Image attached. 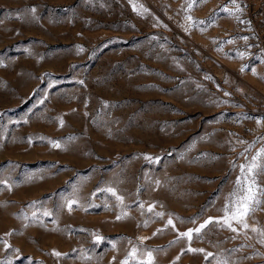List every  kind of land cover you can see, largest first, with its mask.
<instances>
[{
    "label": "rangeland",
    "instance_id": "rangeland-1",
    "mask_svg": "<svg viewBox=\"0 0 264 264\" xmlns=\"http://www.w3.org/2000/svg\"><path fill=\"white\" fill-rule=\"evenodd\" d=\"M254 228L264 0H0V264H264Z\"/></svg>",
    "mask_w": 264,
    "mask_h": 264
},
{
    "label": "snow or ice",
    "instance_id": "snow-or-ice-1",
    "mask_svg": "<svg viewBox=\"0 0 264 264\" xmlns=\"http://www.w3.org/2000/svg\"><path fill=\"white\" fill-rule=\"evenodd\" d=\"M32 11L34 12L35 9H32ZM145 11H147L145 9ZM188 19H191V17H189ZM246 39V38H245ZM55 146H59L58 144H55ZM146 159H153L151 157H145ZM255 167V164L253 163L252 165L249 166L248 170L249 172L252 171V168ZM107 191L109 192H113V194L115 195V192L113 189L109 188L107 189ZM118 200H122V197L117 196ZM75 203V201H69L68 202V207L69 210H71L72 208V204ZM257 203L256 199H255V188L253 187L252 183H249L247 189H246V193L242 196L237 197V199L234 202H229L225 204V207L223 209L225 215L223 217V223L230 228L232 231H237L236 228L233 227V222H236L237 224L242 225L245 229H247L249 227V225L246 222V217L247 215L250 213V211H252V205ZM151 211V207L149 209ZM45 215H49V213L45 212ZM157 215H162L161 213H158ZM117 219H120V217L118 216ZM211 222V218H209V221H206V223H210ZM168 224L172 225L173 221L171 219L168 220ZM204 225H201V228H203ZM196 232H199L200 229H196ZM253 231H258L260 232V234L262 236H264V229H253ZM181 235H186L189 240H191V236H192V230H189V232L187 233H182ZM102 239L101 237H97V240ZM262 243H264V241H262ZM189 251L192 252H196V251H202L199 249H189ZM136 250L133 249L132 253L129 254L130 257L135 255ZM53 255L59 257L61 255V253L59 252H53ZM122 264H129V260L126 259L125 261L122 262ZM147 264H153V258H152V254L151 252L148 253V260H147ZM217 264H227L226 260H218Z\"/></svg>",
    "mask_w": 264,
    "mask_h": 264
}]
</instances>
